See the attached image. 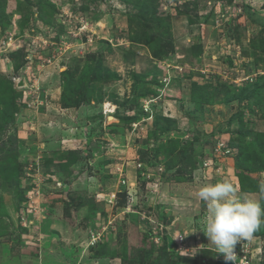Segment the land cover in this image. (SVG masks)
<instances>
[{"label": "rangeland", "instance_id": "obj_1", "mask_svg": "<svg viewBox=\"0 0 264 264\" xmlns=\"http://www.w3.org/2000/svg\"><path fill=\"white\" fill-rule=\"evenodd\" d=\"M219 181L264 185V0H0V264H225Z\"/></svg>", "mask_w": 264, "mask_h": 264}, {"label": "clouds", "instance_id": "obj_2", "mask_svg": "<svg viewBox=\"0 0 264 264\" xmlns=\"http://www.w3.org/2000/svg\"><path fill=\"white\" fill-rule=\"evenodd\" d=\"M195 195L206 205L202 231L213 246L209 250L222 254L225 264H236L237 244L250 239L264 222V207L260 203L264 200V185L259 189L258 198L238 196L236 186L229 181L204 184Z\"/></svg>", "mask_w": 264, "mask_h": 264}, {"label": "built area", "instance_id": "obj_3", "mask_svg": "<svg viewBox=\"0 0 264 264\" xmlns=\"http://www.w3.org/2000/svg\"><path fill=\"white\" fill-rule=\"evenodd\" d=\"M120 181L122 184L126 186L128 194L129 193L131 194V192L134 191V187H133L134 184L130 183L129 181H126L125 178L123 177L120 178ZM37 189L38 188H31L27 190V194H26L27 205H25L23 209H25V213L29 214V216L40 212L38 211V209L33 210V207L37 206L38 194H41V192H39ZM150 212L151 211L149 210L148 219L150 221H153L151 219L152 214L150 215ZM27 219L28 217L26 218L23 213V215H21L19 220L22 221L21 222L22 224H26L24 223V221L26 222ZM179 236H180V239L182 240V235L180 234ZM91 238L93 239L94 235H91ZM253 244H254V239L241 240V242L237 244L236 249H235L236 264H264V249H263V252L262 250L260 252V249L258 251H254Z\"/></svg>", "mask_w": 264, "mask_h": 264}, {"label": "bare ground", "instance_id": "obj_4", "mask_svg": "<svg viewBox=\"0 0 264 264\" xmlns=\"http://www.w3.org/2000/svg\"><path fill=\"white\" fill-rule=\"evenodd\" d=\"M105 107V106H104ZM107 111L106 112H110L111 110L109 108H105Z\"/></svg>", "mask_w": 264, "mask_h": 264}, {"label": "trees", "instance_id": "obj_5", "mask_svg": "<svg viewBox=\"0 0 264 264\" xmlns=\"http://www.w3.org/2000/svg\"><path fill=\"white\" fill-rule=\"evenodd\" d=\"M260 77H262V78H263V76H260ZM255 85H257V86H260V85H258L257 83H255Z\"/></svg>", "mask_w": 264, "mask_h": 264}]
</instances>
